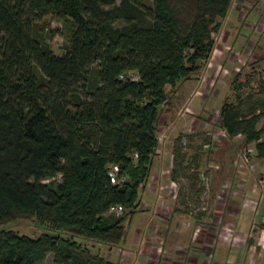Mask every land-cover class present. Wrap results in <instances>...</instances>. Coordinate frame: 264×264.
<instances>
[{
	"label": "trees",
	"instance_id": "obj_1",
	"mask_svg": "<svg viewBox=\"0 0 264 264\" xmlns=\"http://www.w3.org/2000/svg\"><path fill=\"white\" fill-rule=\"evenodd\" d=\"M231 2L0 0V226L23 219L45 230H0V264L48 254L52 264H111L82 240L123 239L156 157L160 109L209 58ZM49 17L69 26L50 31ZM56 34L61 53L49 43ZM245 86L218 120L263 165L264 78ZM186 147L175 138L171 177L199 195L201 152Z\"/></svg>",
	"mask_w": 264,
	"mask_h": 264
},
{
	"label": "rangeland",
	"instance_id": "obj_2",
	"mask_svg": "<svg viewBox=\"0 0 264 264\" xmlns=\"http://www.w3.org/2000/svg\"><path fill=\"white\" fill-rule=\"evenodd\" d=\"M46 22L50 31L58 28L64 30L69 26L52 17L47 18ZM220 22L221 28L214 35L213 51L201 70L193 78L183 80L180 83L181 87L171 92L168 97V104L160 109L157 123L158 147L156 157H154V161H158V163H160V160L168 159L166 157L172 158V155L170 157L171 147L178 136L183 137L185 145L190 146V149L199 151H203L205 147L210 148L208 145L214 147V143H219L220 148L217 149L216 154H213L216 157L224 153L223 147L228 148L230 151L228 142H223V140L228 138L230 144H233L234 141L221 133L223 129L218 120L219 108L224 100L234 102L238 89L243 90L244 88L243 93L247 92L246 84H253L259 77L264 78V0H232L226 15L220 19ZM64 42V37L60 34L51 36L49 39L51 48L56 53L63 51L62 45ZM238 83L241 84L240 87L235 88ZM210 133L214 138L211 137ZM239 145L240 147L244 146L243 143ZM250 146L252 147V144ZM219 150L222 152L220 153ZM251 152H248L246 156L251 161H255ZM201 154L203 156L200 159L203 160L206 157L204 151ZM211 156L207 157L210 158ZM261 161L263 163L262 171L264 172V160ZM262 171L255 176L253 183L255 195L251 196H248L247 193L244 194V189L234 183L236 182L234 180L235 173L232 175L233 179H229V182L225 181L222 186H215L216 188L213 184L211 186L210 176L213 174L216 176L218 170L215 172L212 167H207L206 162L200 168L201 195L189 193L190 182L185 176H179L172 183L166 180L167 183L165 184L169 183L172 186L166 188L163 177L167 174L163 169L158 172L162 178H159V175L156 174L155 178L151 177V180L154 179L156 185L154 188L157 193L155 194L157 196L155 198L156 202L159 199V194H163V191L166 192L169 189V194L174 201L173 207L184 210L189 215L196 214L206 205V198L211 195V188L214 187L212 194L227 196V200H229L227 202L231 201L238 204L239 209H237V212L241 211V214L242 212L243 214L249 212L259 221L264 209V190L257 180L261 179ZM55 180H58V177ZM144 189L142 194L145 193ZM261 194L262 197L256 196ZM223 202L225 203V200ZM133 222H139V220L132 218L125 221V228L128 227V232L134 228ZM135 226L143 229L144 223H135ZM35 227L37 226L34 221L28 222L23 219H16L0 226V230L12 229L29 236H36L38 233L45 231L41 227ZM261 228H264V226L261 225ZM128 232L122 242L114 248L112 246L116 245L104 243H94L93 245L86 239H83L82 242L92 252L106 257L105 253L109 246L117 250L129 238L132 240L133 232H129V234ZM260 253L259 247L254 245L252 254L256 261L261 259ZM39 264H52V255L48 254L45 260ZM233 264L237 263L234 262Z\"/></svg>",
	"mask_w": 264,
	"mask_h": 264
},
{
	"label": "crops",
	"instance_id": "obj_3",
	"mask_svg": "<svg viewBox=\"0 0 264 264\" xmlns=\"http://www.w3.org/2000/svg\"><path fill=\"white\" fill-rule=\"evenodd\" d=\"M211 137L214 138L213 135ZM228 140L227 138L223 142H228L230 151L223 147L224 153L219 150L221 153L219 157L213 156L220 148L219 143H214V147L208 145L210 148H203L206 157L203 160L200 159L198 170L200 171L204 162L207 167L215 169V172L218 170L216 176L214 174L210 176V184L214 187L222 186L225 181L229 182L235 173L236 182L234 183L244 189L243 193H247L248 196L255 195L253 183L263 166L260 162L250 160L249 164L242 163L236 167L233 160L243 147L230 144ZM183 150L190 155L199 151L190 148ZM203 151L200 152L203 153ZM171 155L172 147L170 157ZM166 158L168 159L160 160V163L153 161L144 189L145 193L140 194L138 206L129 217V220L132 218L139 220V222H133L134 228L129 231L134 234H132V240L129 238L117 250L113 248L119 243L112 246L113 248L109 246L105 258L111 264H233L234 262L264 264V247H261L264 244V228H261V224L251 213L237 212L238 204L227 202L229 201L227 196L212 194L216 187L211 188V195L205 201L206 207H202L196 214L189 215L184 210L175 209L169 189L159 194L156 202L155 194L157 193L154 189L156 185L151 177L155 178L154 176L159 175L158 172L163 169L167 174L163 177V183H167L166 180L170 183L174 182L171 177L173 159ZM159 178L162 176L159 175ZM164 186L172 187L169 183ZM256 196L262 197V194ZM135 223H144L143 229L135 226ZM127 230L126 226L123 238ZM254 245L258 246L261 252V259L257 261L252 254Z\"/></svg>",
	"mask_w": 264,
	"mask_h": 264
},
{
	"label": "built area",
	"instance_id": "obj_4",
	"mask_svg": "<svg viewBox=\"0 0 264 264\" xmlns=\"http://www.w3.org/2000/svg\"><path fill=\"white\" fill-rule=\"evenodd\" d=\"M221 133L228 137V135L224 129L221 131ZM251 151H252V147L250 145L243 146V148H241L238 151L236 157L233 160V163L235 164V166H240L242 163L249 164L250 159L247 158L246 154L248 152H251ZM115 170H116V168H112L110 171L111 180L113 182L115 181L113 178V176H114L113 173L115 172ZM257 181L260 183V185L262 186V188L264 190V179L261 178V179H258ZM110 211H112L116 216H118V215H121L123 213L124 209L121 205H116V206L110 207ZM259 223L262 226H264V212L260 215ZM261 247H264V244Z\"/></svg>",
	"mask_w": 264,
	"mask_h": 264
}]
</instances>
